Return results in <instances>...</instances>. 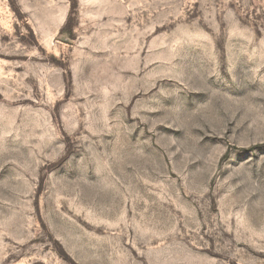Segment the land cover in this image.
<instances>
[{
  "label": "rangeland",
  "instance_id": "obj_1",
  "mask_svg": "<svg viewBox=\"0 0 264 264\" xmlns=\"http://www.w3.org/2000/svg\"><path fill=\"white\" fill-rule=\"evenodd\" d=\"M0 264H264V0H0Z\"/></svg>",
  "mask_w": 264,
  "mask_h": 264
}]
</instances>
